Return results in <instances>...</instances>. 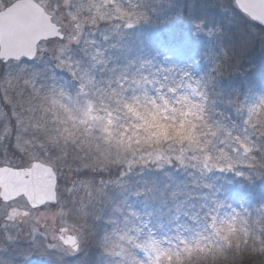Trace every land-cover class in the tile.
I'll list each match as a JSON object with an SVG mask.
<instances>
[{"label":"clouds","instance_id":"1","mask_svg":"<svg viewBox=\"0 0 264 264\" xmlns=\"http://www.w3.org/2000/svg\"><path fill=\"white\" fill-rule=\"evenodd\" d=\"M37 2L51 34L0 57V167L45 165L54 198L0 199V264H264V72L248 75L264 34L237 49L190 12L192 38L213 39L194 74L144 43L184 0Z\"/></svg>","mask_w":264,"mask_h":264},{"label":"water","instance_id":"2","mask_svg":"<svg viewBox=\"0 0 264 264\" xmlns=\"http://www.w3.org/2000/svg\"><path fill=\"white\" fill-rule=\"evenodd\" d=\"M240 14L264 21V0H237ZM40 8L34 0H16L0 11V57L30 55L36 41L51 34L40 22ZM242 15V14H241ZM49 28L51 26H48ZM55 177L50 168L33 164L28 169L0 167V199L23 195L33 205L54 198Z\"/></svg>","mask_w":264,"mask_h":264},{"label":"trees","instance_id":"3","mask_svg":"<svg viewBox=\"0 0 264 264\" xmlns=\"http://www.w3.org/2000/svg\"><path fill=\"white\" fill-rule=\"evenodd\" d=\"M13 1L16 0H0V10L10 5ZM183 11H184L183 21L176 22L170 27H165L158 31L151 32L146 41L153 44V41L158 42L159 38L161 40H167V39H170L171 41L177 40L181 33V29L183 25L186 24L188 20L191 18L190 12L192 15L196 17H199L200 15L207 16L211 18L213 22H215L216 20H221L222 18L224 19V17L227 18L226 23L229 21L228 16L226 15L220 16L218 14L217 8L208 6V3L204 2V0H184ZM233 11H234V16L231 17L230 19L232 21L235 19V23H237L240 27L237 28V26H234L231 28L229 26L227 27V25L226 26L222 25L230 38L231 44L235 46L237 49L247 48L252 44L258 45L260 43L259 37L262 34H264V28H261L255 25L254 23L248 21L238 11L234 9ZM252 29L256 31L255 35H253V32L251 31ZM212 46L213 45H207V47H212ZM209 55L210 57L214 56V52H210ZM252 60L256 67L250 73H248L250 77L258 76L261 72H263V67H264V57H262L259 51L255 49L253 50ZM202 67L205 70L206 64L203 61H202ZM236 82H239V77L236 78ZM224 187L227 188L228 186L224 185ZM259 191L260 189L258 187L257 192ZM229 192L234 197H239L242 193V190L233 187L230 188ZM25 264H61V261L59 260L58 257L55 256L46 257L40 255H33L25 262Z\"/></svg>","mask_w":264,"mask_h":264},{"label":"rangeland","instance_id":"4","mask_svg":"<svg viewBox=\"0 0 264 264\" xmlns=\"http://www.w3.org/2000/svg\"><path fill=\"white\" fill-rule=\"evenodd\" d=\"M34 1L37 2V0H34ZM218 14L220 16L226 15L219 11H218ZM226 19L227 18L224 17V19L222 18L221 20H216V21H219V23L223 26L227 25V27L229 26L231 28L234 26H237V28L240 27L237 23H235V19L232 21L229 18V21L227 23H226ZM190 31H191L190 25L187 22L186 24L183 25L181 29V33L178 39L175 41H171L170 39L161 40L159 38V41L158 42L153 41V44L148 41L144 43L149 48L155 46L159 49L166 50L168 53L171 54V60L176 61L181 65L185 64L186 61L191 62L190 71L194 74H200L204 69L202 67V60L197 62V53L201 48H204L207 45H213V39L210 36H205L203 33L199 35L198 39H193L192 36L190 35ZM263 72H264V67H263ZM3 155H4L3 153H0V156H3ZM10 168L18 169L16 167H10ZM33 262H36V261H33Z\"/></svg>","mask_w":264,"mask_h":264}]
</instances>
